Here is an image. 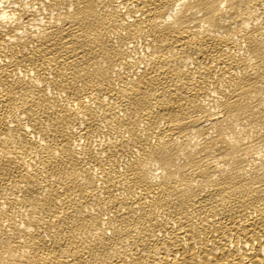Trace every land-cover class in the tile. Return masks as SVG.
<instances>
[{
    "label": "bare ground",
    "instance_id": "6f19581e",
    "mask_svg": "<svg viewBox=\"0 0 264 264\" xmlns=\"http://www.w3.org/2000/svg\"><path fill=\"white\" fill-rule=\"evenodd\" d=\"M0 264H264V0H0Z\"/></svg>",
    "mask_w": 264,
    "mask_h": 264
}]
</instances>
